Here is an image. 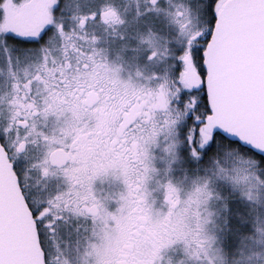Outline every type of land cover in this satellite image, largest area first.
I'll return each mask as SVG.
<instances>
[{
	"label": "snow or ice",
	"instance_id": "6c2138e0",
	"mask_svg": "<svg viewBox=\"0 0 264 264\" xmlns=\"http://www.w3.org/2000/svg\"><path fill=\"white\" fill-rule=\"evenodd\" d=\"M0 264H264V0H0Z\"/></svg>",
	"mask_w": 264,
	"mask_h": 264
}]
</instances>
